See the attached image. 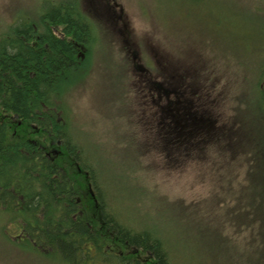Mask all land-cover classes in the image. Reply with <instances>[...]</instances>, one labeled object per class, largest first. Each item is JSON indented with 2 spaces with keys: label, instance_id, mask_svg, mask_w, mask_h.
Wrapping results in <instances>:
<instances>
[{
  "label": "trees",
  "instance_id": "obj_1",
  "mask_svg": "<svg viewBox=\"0 0 264 264\" xmlns=\"http://www.w3.org/2000/svg\"><path fill=\"white\" fill-rule=\"evenodd\" d=\"M97 5L96 0H47L35 16L19 14L0 28V236L16 250L58 264H184L186 260L172 259V253L178 251L176 241L180 247L173 226L181 216L188 217L186 203L154 193L147 201L159 200L152 202L162 209L155 215L146 209L148 204L133 213L118 210L104 172L76 136L80 128L71 118L68 95L85 80L92 50L99 42L106 48L104 35L114 39L118 18L123 17L108 2L102 12ZM121 43L118 55L139 76L140 88L134 91L143 103L149 101L150 110L142 106L147 118L138 116L136 122L147 143L144 149L159 154L161 165L180 170L201 163L222 175L225 165L235 167L245 145L258 148L252 184L240 196L249 207L244 225L257 232L253 237L259 247L250 246L243 254L234 250L236 264H264V136L259 133L264 128V67L261 79L248 87L250 98L235 96L233 111L223 116V96L219 103L198 100V91L212 86L196 75L208 62L200 67L183 65L186 62L162 66L147 54L140 63L129 39ZM181 51L171 46L173 54ZM89 147L102 161L103 154ZM141 164L138 157L125 160L120 173ZM220 231L212 235L208 251L222 248L234 257L233 250L225 249L227 236Z\"/></svg>",
  "mask_w": 264,
  "mask_h": 264
},
{
  "label": "rangeland",
  "instance_id": "obj_2",
  "mask_svg": "<svg viewBox=\"0 0 264 264\" xmlns=\"http://www.w3.org/2000/svg\"><path fill=\"white\" fill-rule=\"evenodd\" d=\"M46 1L0 0V28L7 21H14L19 14L35 16ZM143 1H146V5L142 0H96L100 12L106 10L108 2L116 10L117 16L119 13L123 17L120 18L122 21L118 18L114 39L110 40V33L104 35L106 48L101 47L99 42L92 50L94 59L85 69L82 78L85 80H81L68 95L71 118L80 128L76 136L90 159L97 162L98 168L104 172L111 196L116 195L114 198H117L120 206H117L118 210L133 213L142 204H148L146 209L151 216L155 215L157 210L162 209L152 202L158 203L159 200L147 201L154 193L161 199L167 196L170 201L186 203L188 217L181 216L173 226L179 232L180 247L176 241L174 245L178 251H173L172 259L178 262L186 260L184 264H236L234 248L243 254L250 252V246L259 247L253 237L257 232L248 230L244 225V214L249 207L245 206L240 196L248 192L252 184L250 173L256 169L258 148L254 144L250 147L245 145L240 158L233 162L235 167L231 169L225 165L222 175L214 173V170L207 171L201 163L190 167L186 165L180 170L161 165L159 154L147 153L144 149L147 143L142 141V131L136 124L140 119L138 116L147 118L149 101L143 103V98L136 95L134 88H140H136L140 84L139 76L134 74L137 72L129 66L128 60L122 61L123 55H118L117 51L121 50V41L129 39L139 51L140 63L147 54L162 66L165 63L177 66L186 62L183 65L195 63L200 67L201 62H208L201 74L196 72V75L205 78V85L212 86L204 91L199 90L198 100L215 99L219 103L223 96L220 112L227 116L233 111L234 97L247 100L248 87L251 88V83L263 75L264 0ZM103 17L107 19V16ZM171 46L183 51L173 54L170 52ZM132 90L134 93H130ZM254 97L252 95L251 99ZM238 101L239 106L242 105ZM143 105H147V109ZM210 105L207 103L206 107ZM259 133L264 136V128ZM89 146L95 147L99 155L103 154L102 161ZM143 149V155L137 156ZM137 157L141 165L120 173L125 160L133 161ZM108 158L112 161H107ZM139 167L141 171H138ZM252 191H256V188ZM250 210L254 212V207ZM142 212L145 210H139L137 214L143 215ZM250 217L256 218L255 213ZM140 220L146 225L142 217ZM219 230L227 236L225 249L233 250L234 257L222 248L208 251L210 240L214 241L212 235ZM183 238L184 242H181ZM0 264L58 263L46 256L38 257L16 250L0 236Z\"/></svg>",
  "mask_w": 264,
  "mask_h": 264
}]
</instances>
